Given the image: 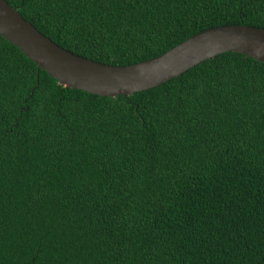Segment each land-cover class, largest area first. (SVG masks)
Returning a JSON list of instances; mask_svg holds the SVG:
<instances>
[{
  "label": "trees",
  "instance_id": "trees-1",
  "mask_svg": "<svg viewBox=\"0 0 264 264\" xmlns=\"http://www.w3.org/2000/svg\"><path fill=\"white\" fill-rule=\"evenodd\" d=\"M126 66L264 0H7ZM0 264H264V62L227 52L131 95L58 83L0 35Z\"/></svg>",
  "mask_w": 264,
  "mask_h": 264
},
{
  "label": "water",
  "instance_id": "water-1",
  "mask_svg": "<svg viewBox=\"0 0 264 264\" xmlns=\"http://www.w3.org/2000/svg\"><path fill=\"white\" fill-rule=\"evenodd\" d=\"M0 35L59 84L101 97L131 95L160 86L199 63L227 52L264 62V29L230 25L195 34L149 60L126 66L100 63L56 44L7 0H0Z\"/></svg>",
  "mask_w": 264,
  "mask_h": 264
}]
</instances>
